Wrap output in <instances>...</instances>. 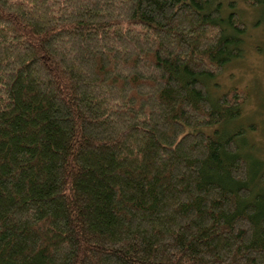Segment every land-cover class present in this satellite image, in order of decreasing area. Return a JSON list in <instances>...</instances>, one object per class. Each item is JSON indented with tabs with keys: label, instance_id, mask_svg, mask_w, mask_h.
Segmentation results:
<instances>
[{
	"label": "trees",
	"instance_id": "1",
	"mask_svg": "<svg viewBox=\"0 0 264 264\" xmlns=\"http://www.w3.org/2000/svg\"><path fill=\"white\" fill-rule=\"evenodd\" d=\"M226 11L0 0V264H264L259 124L208 87L243 55Z\"/></svg>",
	"mask_w": 264,
	"mask_h": 264
},
{
	"label": "rangeland",
	"instance_id": "2",
	"mask_svg": "<svg viewBox=\"0 0 264 264\" xmlns=\"http://www.w3.org/2000/svg\"><path fill=\"white\" fill-rule=\"evenodd\" d=\"M223 1L227 8L226 12L236 9L247 26L243 55L228 64L220 75L209 82L208 87L213 95L222 93L232 86L247 90L248 99L244 104L243 113L259 124L253 136L257 148L260 147L262 153L257 151L258 154H254L256 158L264 157V3L250 6L242 0ZM229 2L233 6H229Z\"/></svg>",
	"mask_w": 264,
	"mask_h": 264
}]
</instances>
